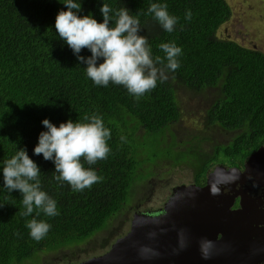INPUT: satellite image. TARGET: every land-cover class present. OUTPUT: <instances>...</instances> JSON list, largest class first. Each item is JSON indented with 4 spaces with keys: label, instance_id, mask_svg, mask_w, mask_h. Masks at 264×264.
<instances>
[{
    "label": "trees",
    "instance_id": "1",
    "mask_svg": "<svg viewBox=\"0 0 264 264\" xmlns=\"http://www.w3.org/2000/svg\"><path fill=\"white\" fill-rule=\"evenodd\" d=\"M77 2L81 3L79 16L91 14L100 23L103 3L113 9L110 15L127 8L139 19L142 29L138 34L147 37L153 58L164 56L161 43H175L182 49L179 67L139 98L122 85L97 86L87 78L86 65L55 32L56 15L67 10L64 0H0V264H40L41 254L81 243L107 228L109 221L127 210V199L154 174L157 165L187 167L196 181H204L215 163L241 166L264 143V52L216 35L231 16L227 0ZM152 3H166L169 14L178 18L172 33L147 13ZM188 11L191 19L185 18ZM80 55L91 53L83 49ZM177 81L197 90L218 89L219 97L206 109L205 119L210 126L235 133L226 143L212 146L211 154L193 142L174 141L171 125L181 117L173 86ZM93 114L110 130V152L107 159L93 165L81 158L84 167L102 179L74 192L66 182L58 184L54 163L45 161L42 154L35 155L34 148L40 132L47 130L44 119L58 127L69 119L86 122L83 117ZM19 148L26 149L40 168L41 190L56 201L59 215L36 216L33 212L23 217L21 193L3 189L2 161ZM140 205L131 206L130 217L122 220L124 228L112 241L128 231L133 214L145 208ZM32 218L51 225L39 242L26 227Z\"/></svg>",
    "mask_w": 264,
    "mask_h": 264
},
{
    "label": "clouds",
    "instance_id": "2",
    "mask_svg": "<svg viewBox=\"0 0 264 264\" xmlns=\"http://www.w3.org/2000/svg\"><path fill=\"white\" fill-rule=\"evenodd\" d=\"M63 4L67 10L56 15L55 32L86 65V76L95 85L107 86L109 82L122 85L130 95L139 98L155 89L158 80L165 82L167 73L178 69L182 49L175 43H161L159 49L164 56L153 58L147 37L138 34L142 29L139 19L130 15L127 8L122 7L110 15L113 9L103 3L99 9L103 15L100 23L91 14L79 16L81 3L77 0H64ZM167 8L166 3H152L147 13L163 30L172 33L178 18L170 15ZM185 18L191 19L190 11L186 12ZM83 49L89 50L91 55H80ZM83 120L86 122L69 119L57 127L44 119L42 124L47 130L40 132L34 148L35 155L42 154L45 161L54 163V179L58 184L63 186L66 182L74 192L90 188L102 179L91 168H85L81 158L88 165H93L98 160L107 159L110 152L107 141L111 134L103 119L93 114L85 115ZM2 165L3 189L9 194L18 190L22 195L24 211L20 212L21 216L28 217L33 212L36 216L41 213L47 217L59 215L56 201L41 190L40 168L26 149H17L11 158L2 161ZM178 185L182 184L175 186ZM26 227L30 230V237L39 242L51 225L32 218L26 221Z\"/></svg>",
    "mask_w": 264,
    "mask_h": 264
},
{
    "label": "water",
    "instance_id": "3",
    "mask_svg": "<svg viewBox=\"0 0 264 264\" xmlns=\"http://www.w3.org/2000/svg\"><path fill=\"white\" fill-rule=\"evenodd\" d=\"M263 147L246 158L242 170L229 168L232 175L254 173L253 167L259 172ZM224 170V166H216L204 185L173 187L161 207L135 212L128 231L107 251L78 264H238L232 248L218 237V216L226 203L215 204L212 194L221 181L231 179L222 177ZM229 218L227 211L226 220Z\"/></svg>",
    "mask_w": 264,
    "mask_h": 264
},
{
    "label": "rangeland",
    "instance_id": "4",
    "mask_svg": "<svg viewBox=\"0 0 264 264\" xmlns=\"http://www.w3.org/2000/svg\"><path fill=\"white\" fill-rule=\"evenodd\" d=\"M227 2L232 10L231 16L220 25L216 35L264 52V0H227ZM173 86L181 114L179 121L171 125L174 141L179 144L193 142L194 146H201L204 152L211 154L212 146L226 143L235 133V131L223 130L218 125L210 126L205 119L206 109L219 97L217 87L197 90L188 88L179 81L174 82ZM168 138L170 141L171 137ZM153 173L137 186L131 199L129 197L126 201L127 210L121 211L120 215L119 212L116 213L115 216H119L107 224L111 225L81 243L41 254L43 261L40 264L77 263L87 259L85 258L87 256L91 257L94 253H98L99 250H105L113 237L124 228L122 220L130 217L131 206H141L140 203L145 207L157 204L156 208H158L160 203L171 194V187L180 183L189 185L192 179L191 169L171 168L166 162L154 167Z\"/></svg>",
    "mask_w": 264,
    "mask_h": 264
},
{
    "label": "flooded vegetation",
    "instance_id": "5",
    "mask_svg": "<svg viewBox=\"0 0 264 264\" xmlns=\"http://www.w3.org/2000/svg\"><path fill=\"white\" fill-rule=\"evenodd\" d=\"M260 146H264V143ZM259 160L262 162V169L255 172L256 169L253 167L254 173L246 174L235 173L232 175V171L229 169L236 167L242 170L245 160L241 166L221 164L225 167L222 177L231 176V179L221 181L215 189V204L224 201L226 203V207L222 208L218 216L220 220L218 237H222L232 248L237 256L238 264H264V147L259 152ZM218 164L211 166L205 173L204 181H200V179L196 181L192 174V179L188 184L204 185L207 174ZM163 203H160L159 207ZM156 207L152 205L138 209V211L152 210ZM227 211L230 213L228 221L226 220ZM112 242L107 244V247L105 246L104 252L108 250ZM40 261H43L42 257H40Z\"/></svg>",
    "mask_w": 264,
    "mask_h": 264
},
{
    "label": "bare ground",
    "instance_id": "6",
    "mask_svg": "<svg viewBox=\"0 0 264 264\" xmlns=\"http://www.w3.org/2000/svg\"><path fill=\"white\" fill-rule=\"evenodd\" d=\"M215 193L212 194V196L214 197Z\"/></svg>",
    "mask_w": 264,
    "mask_h": 264
}]
</instances>
